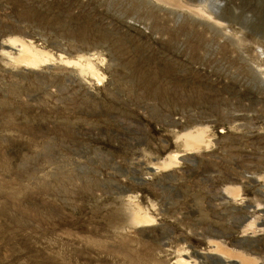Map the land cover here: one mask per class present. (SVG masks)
Listing matches in <instances>:
<instances>
[{"label":"rangeland","instance_id":"rangeland-1","mask_svg":"<svg viewBox=\"0 0 264 264\" xmlns=\"http://www.w3.org/2000/svg\"><path fill=\"white\" fill-rule=\"evenodd\" d=\"M0 264H264V0H0Z\"/></svg>","mask_w":264,"mask_h":264},{"label":"bare ground","instance_id":"bare-ground-1","mask_svg":"<svg viewBox=\"0 0 264 264\" xmlns=\"http://www.w3.org/2000/svg\"><path fill=\"white\" fill-rule=\"evenodd\" d=\"M20 48H21V50H23V51H25V53L28 55V58L26 59V61L28 62V63H38L39 61H40V59L38 58V55L37 54H30L29 53V51H28V49H26L24 46H20ZM31 52V51H30ZM34 52V51H33ZM37 53V52H36ZM40 55V54H39ZM41 56V55H40ZM39 56V57H40ZM41 58H42V56H41ZM43 59V58H42ZM40 62H42V61H40ZM193 138V137H192ZM198 138V137H197ZM196 140V139H195Z\"/></svg>","mask_w":264,"mask_h":264}]
</instances>
